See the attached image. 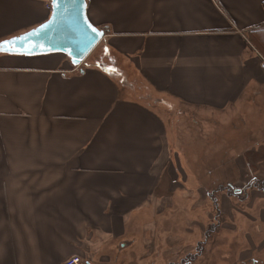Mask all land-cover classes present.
I'll list each match as a JSON object with an SVG mask.
<instances>
[{
	"label": "crops",
	"instance_id": "0c3cea01",
	"mask_svg": "<svg viewBox=\"0 0 264 264\" xmlns=\"http://www.w3.org/2000/svg\"><path fill=\"white\" fill-rule=\"evenodd\" d=\"M85 1L104 34L80 71L62 52L0 53V264H64L73 255L123 264L130 251L137 264H160L158 200L176 190L162 174L170 142L157 99L225 121L264 115V0ZM50 12L51 0H0V41ZM100 44L136 86L92 57ZM250 144L241 153L251 155L243 157L251 173L234 164L236 186L264 177V143ZM203 188L183 194L202 198ZM250 191L246 214L234 209L240 233L242 216L249 222V256L236 254L239 264H264V193ZM174 255L169 264L184 257Z\"/></svg>",
	"mask_w": 264,
	"mask_h": 264
},
{
	"label": "rangeland",
	"instance_id": "374dc122",
	"mask_svg": "<svg viewBox=\"0 0 264 264\" xmlns=\"http://www.w3.org/2000/svg\"><path fill=\"white\" fill-rule=\"evenodd\" d=\"M103 53L104 48L100 44L92 57L99 60L98 62L105 60L106 64L114 70L119 66L120 71L115 74L121 76L122 80H129L130 83H135V86L139 83L134 81L133 74L128 73V68L123 67L119 57L114 55V57L105 58ZM139 92H145H143V87H139ZM150 100L153 99L150 98ZM157 101L159 110L167 121L170 142V155L167 164L162 168V174L169 180V188L176 190L175 193L163 192L158 200L156 213L160 215L158 214L156 218L158 225L156 236L161 242L159 243L161 246L160 264H169V260H174L176 257L174 251H180L184 256L178 264H239L236 253L240 249H242V258L249 256L247 254L249 236L244 235L246 230L247 233L249 232V222L242 216V223L246 229L244 228L240 233L238 228H242L241 218L234 209L236 208L238 212L245 215L246 202L249 199L240 202L226 192H222L217 196L221 204L218 210L214 205V199L208 200L204 193L207 189L213 190L218 186L228 187V183L234 184L232 181L234 164H238L236 166L238 172L241 169L242 173L247 172L248 175L251 173L250 169L248 172L243 161L244 155L249 156L250 154L241 152L253 141L264 143V115H258L253 111L247 114L249 120L247 122L236 121L235 116H232V121H225L216 113H209L197 107H186L181 103L164 98L157 99ZM204 113L210 114L211 119ZM253 129L254 131H251ZM249 131L255 133L256 136ZM258 155L264 156L261 152H258ZM236 157L239 160L237 163L234 161ZM263 178H257L255 182L263 181ZM253 179L245 176L241 178L240 185L236 186L237 183L234 185L237 188L252 185ZM243 180L246 184H242ZM198 186H203L205 189L202 191V198L190 199L183 194H189V190L197 189ZM254 190L259 191L255 188ZM249 192L251 193L250 190ZM222 196L224 202H221ZM209 224L213 225L209 227ZM216 224L218 227L215 232H212L211 229L216 227ZM252 235L255 236L253 232ZM262 236L264 233L258 236L259 239ZM237 241V246H235L234 242ZM195 246L197 252L202 251L200 256L190 255L191 252L192 254L196 252ZM122 260L123 264L126 260H128L127 264H137L132 251L124 255Z\"/></svg>",
	"mask_w": 264,
	"mask_h": 264
},
{
	"label": "water",
	"instance_id": "95a60500",
	"mask_svg": "<svg viewBox=\"0 0 264 264\" xmlns=\"http://www.w3.org/2000/svg\"><path fill=\"white\" fill-rule=\"evenodd\" d=\"M60 7L63 14L52 7L51 0L49 18L31 30L1 40L10 43L0 47V53L34 55L62 52L70 57L72 65H79L100 42L104 31L89 22L85 0H60Z\"/></svg>",
	"mask_w": 264,
	"mask_h": 264
},
{
	"label": "trees",
	"instance_id": "16d2710c",
	"mask_svg": "<svg viewBox=\"0 0 264 264\" xmlns=\"http://www.w3.org/2000/svg\"><path fill=\"white\" fill-rule=\"evenodd\" d=\"M256 180L257 179H253L251 181L252 185H248V186L241 187V188H237V187H235L234 184H229V183H228V187H224V186L223 187L222 186L221 187H219V186L218 187H215L213 190H209V192H210V198L211 199H214L213 202H214L215 207L217 206L216 207L217 209L219 208V202H218L217 196H218L219 193H222V192H226L232 198H236L240 202H243V201L246 200L247 195H248V191L251 190V189H254L255 188V189H258L259 191L264 192V180L263 181H260V182H257V183L255 182ZM211 225H213V224H209V227ZM217 227L218 226L216 224V227H214V228L211 229L212 232H215Z\"/></svg>",
	"mask_w": 264,
	"mask_h": 264
},
{
	"label": "built area",
	"instance_id": "2783aa9c",
	"mask_svg": "<svg viewBox=\"0 0 264 264\" xmlns=\"http://www.w3.org/2000/svg\"><path fill=\"white\" fill-rule=\"evenodd\" d=\"M77 66H75L76 68ZM74 68V69H75ZM76 71H80L79 67L76 68ZM64 264H85L83 262V260L81 259L80 256H77V255H73V256H70L69 258H67L65 261H64Z\"/></svg>",
	"mask_w": 264,
	"mask_h": 264
},
{
	"label": "snow or ice",
	"instance_id": "6c2138e0",
	"mask_svg": "<svg viewBox=\"0 0 264 264\" xmlns=\"http://www.w3.org/2000/svg\"><path fill=\"white\" fill-rule=\"evenodd\" d=\"M52 7L54 9H56L57 11L60 12V14H63V9H61L60 7V0H52ZM56 13H54L55 15ZM41 27H44L43 25ZM93 31H95V29H93ZM15 39V38H14ZM10 42L9 41H3V42H0V47H3L4 45H7L9 44Z\"/></svg>",
	"mask_w": 264,
	"mask_h": 264
}]
</instances>
